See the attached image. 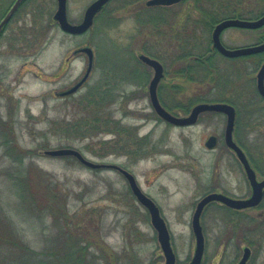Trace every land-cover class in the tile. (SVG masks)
Segmentation results:
<instances>
[{"label":"rangeland","instance_id":"rangeland-1","mask_svg":"<svg viewBox=\"0 0 264 264\" xmlns=\"http://www.w3.org/2000/svg\"><path fill=\"white\" fill-rule=\"evenodd\" d=\"M15 1L0 0V20ZM93 1L68 0L70 23L81 22ZM125 2L112 3L95 27L80 36L66 34L53 24L56 0H26L6 26L0 39V121L9 126L0 128V227L4 221L14 222L16 234L40 252L59 249L63 243L68 247L75 244L76 249L84 247L87 261L94 262L91 264L165 263L150 215L132 195L121 173L86 167L74 157L44 154L72 148L95 164L118 165L133 174L142 191L160 208L171 234L176 264H189L196 248L191 222L198 202L210 192L242 197L250 195L251 189L241 163L224 143L225 115L203 113L187 128L170 125L157 116L148 92L154 71L138 61L139 55H147L142 49L155 38L149 36L154 29L141 27L156 12L137 14L139 1L129 0L122 6ZM37 23L45 40L39 49L29 50L31 38L23 31ZM171 27L170 23L161 31H170ZM230 33L225 35L226 42ZM157 39L152 44L158 43L156 49L162 52L165 40ZM85 47L95 53L91 76L76 94L62 96L86 73L88 56L81 53ZM123 52L131 57H122ZM121 60L135 63L136 73L118 72L115 68ZM167 61L162 62L163 96L168 105L178 107L166 109L187 116L195 106L186 110L189 99L207 86L189 81L188 74H177L178 69ZM217 61L225 73L239 72L241 63L233 64L225 58ZM240 66L242 71H251L245 63ZM104 81L114 87L115 95L98 104H107L103 112L111 115L113 123L111 128L101 124L98 131L87 132L85 117L93 108L82 102L88 91ZM256 83L255 78V88ZM234 84L236 88L238 82ZM175 86L180 89L174 90ZM235 88L232 96L237 98ZM252 103L248 102L255 114L250 113L249 106H234L238 117L234 140L245 153L250 148L253 158H261L264 163V102ZM210 135L218 138L213 150L205 145ZM112 140L124 144L117 145L116 153L101 156V142ZM252 167L263 179L264 170ZM15 175L35 186L43 182L36 192L51 206L45 204L36 212L25 210L13 187L11 176ZM203 212L204 264H237L245 247L252 250L248 264H264V201L258 209L244 212L254 217V234L249 240H245L244 229L251 221L243 215L215 203ZM78 221L82 226L74 228Z\"/></svg>","mask_w":264,"mask_h":264},{"label":"trees","instance_id":"trees-1","mask_svg":"<svg viewBox=\"0 0 264 264\" xmlns=\"http://www.w3.org/2000/svg\"><path fill=\"white\" fill-rule=\"evenodd\" d=\"M146 20V24L141 28L150 27V29H154V31L149 32V36L154 35L155 38L153 40H150V46H145L142 49L144 53L152 58L160 60L164 64L168 62V58V60L170 61L169 64H171L173 68L176 67V69H178L177 74H188L189 81L197 82L198 84L205 83L204 85L207 86L205 87V91L199 90L197 94L189 99L186 110L190 109L196 104L205 102H226V104H231L236 108H239L241 103V105L246 108V106H249V101H252L253 103L261 101V98L260 96H258L257 90L255 88L253 78H242L241 76L236 77L235 72L233 71L231 73H225V71L220 70V64L217 60H221L224 58L220 57L219 54L213 53L210 44V30L208 26L204 27L202 31H197L190 26L188 28L183 26L181 29L179 28L177 30L170 29L169 31L168 29V31H161V28L170 27V17L166 10H157L156 13L152 16L149 15ZM38 25L39 23H37V26L32 24V27L30 29L23 31V34L28 35L32 40L28 41V46L26 45L29 50L39 49L40 44H42L41 41L45 40L44 36L40 35L41 31L39 30V28L41 29V26L39 25L38 27ZM140 30H142V32L146 31L145 29ZM145 36L148 37L146 33ZM158 37L159 41L165 40L164 43H166V45L164 46L165 48H163L164 50L162 52L160 51L161 49H156L158 43L152 44L154 40H158ZM34 39H37L35 45L33 42ZM147 43L149 44V42ZM121 56L131 57V54L123 52L121 53ZM122 57L121 59H125ZM117 62L118 63L115 69L118 72L131 75H134L136 73L137 68L135 66V63L133 64L123 60ZM240 65L243 66L244 64ZM240 65L238 68H236L239 71V74H243L242 67ZM110 72L114 73L115 70L110 69ZM235 82H238V84H236V88L234 84ZM174 88V90L180 89V87L177 86H175ZM234 88L236 89L237 98L232 96ZM157 91L159 93V101H161L164 107L169 110L178 107L176 105L173 106L172 104L168 105L166 103L163 96V88L161 85L159 87V90ZM113 92H115L114 87H112L106 81L87 92L88 94H86L85 100L82 102V105L84 104L88 107L93 108L92 111H90L91 113L87 114L88 117H85L84 125L87 124L86 127H89L86 129L87 132L98 131L99 128L102 127L101 124H104L105 126L111 128V124L113 123V120L110 117L111 115L103 112V110L106 109L107 104L100 105L98 103H100L103 99H108L109 97L113 98L115 95ZM254 99H256V101ZM239 111L240 109H238V112ZM249 111L251 114L257 113V111ZM246 114L248 117L249 112L247 111ZM5 125L9 126V124L0 121V128L6 127ZM73 127H76L78 129L81 126ZM115 128H118L117 124L115 125ZM2 144L8 146L7 143ZM118 144L124 143L119 140L115 142H113V140L111 142L102 141V151L104 152L99 153L101 154V156H106L113 152L116 153ZM245 151L254 168L258 170H264V163L261 161V158H253L254 156L251 155L250 148L245 149ZM20 164L22 165L23 163ZM12 165L14 166L13 163ZM12 173H15L13 169ZM11 180L13 183V187L15 188L14 190H16V195L19 201H21V204L24 206L25 210L27 209L31 210L32 212H36L38 211V209L45 208L46 205L51 206L52 203L46 202L44 196L36 192V190L39 191L38 187L43 185V182L38 186H35L33 185L32 181H29V179L20 178V175H15L14 177L11 176ZM250 221V227H252L253 229L254 220ZM69 224L71 225V227H73L72 222H69ZM75 224H77V226L74 228H78L79 225L82 226L80 221L76 222ZM248 227L249 226H247V228ZM16 229L17 228L15 223L9 220L6 222L4 221L3 225L0 227V264L94 263L87 261V250L84 247L76 249L75 244H73L75 248L73 247V245L68 247L67 244L63 243L59 249L55 248L51 250H45L44 252L36 251L32 249L28 245V243H25L24 239L19 234H16ZM81 230H79V232ZM253 234L254 233L252 231L251 234H248L249 236L245 240H249L250 238H252L251 236H253ZM245 235L247 234L245 233ZM71 241H73V239H71Z\"/></svg>","mask_w":264,"mask_h":264},{"label":"water","instance_id":"water-1","mask_svg":"<svg viewBox=\"0 0 264 264\" xmlns=\"http://www.w3.org/2000/svg\"><path fill=\"white\" fill-rule=\"evenodd\" d=\"M68 0H57V10L54 15V19L59 24L60 29L69 35L73 36H80L87 33L93 26V21L97 16L98 12L103 9V7L110 1V0H95L92 2L84 11V17L82 22L78 23H70L67 14V7H68ZM26 2V0H16L14 4L11 6L9 11L6 13V16L0 22V36H2L6 25L11 22L14 18L15 14L21 7V4ZM172 3L171 0H151L148 2V5H167ZM264 24V19L257 23H248V22H239V21H225L223 24L217 25L214 33H213V41L214 47L224 56L226 57H237L243 55H249L253 53H257L264 50V44L261 46L256 47H248V48H241L236 50H231L225 48L221 41H220V34L221 32L229 26H244V27H251L256 28ZM1 38V37H0ZM81 53H85L88 56V67L86 73H84V77L70 90L66 91L65 95H72L79 91L83 83H85L94 67V60L95 54L90 47H85L81 50ZM139 61L143 64L147 65L148 67L152 68L154 71V76L152 80H150L148 92L150 101L153 107V110L158 115L160 119L164 122L176 126V127H188L193 126L198 122V119L201 114L206 112H214L224 114L226 116V128H225V135L224 141L228 147V149L233 150L238 160L243 165V169L246 172L248 180L251 185L252 194L247 199H235L229 197L224 194L220 193H211L204 196L197 204L193 218H192V230L195 235L196 239V248L195 252L193 253L194 256L189 264H201L204 257L205 252V235L203 231V227L201 224V218L203 215V211H205L206 207L211 202H221L227 207L236 210H242L247 208H255L262 204L264 198V179L258 180L257 174L253 169L249 159L247 158L246 154L240 148V146L235 142L233 137V132L236 123V109L231 104L226 103H199L195 105L189 115L187 116H178L170 111H168L159 101L158 97V87L162 79H164V66L158 60L151 58L147 55L141 54L139 55ZM257 90L260 93V96L264 98V65L261 67L260 71L257 75ZM216 145V137L211 136L207 143L206 147L208 149H213ZM47 156L52 157H75L80 163L85 165L86 167L92 169H114L118 170L121 175H123L127 181L128 185L132 191V195H134L143 207L146 208L150 215L151 225H153L154 229L157 232L158 241L160 243L161 249L163 251V255L165 256V263L164 264H176L177 257L173 250L171 244V234L168 228V225L165 219L160 214V208L157 204L148 197L137 184V180L133 174L128 172L127 170L121 168L118 165L114 164H103V163H94L83 156L81 152L76 149L72 148H62V149H54V150H47L44 152ZM251 249L246 247L244 249L243 257L239 261L238 264H247L250 256H251Z\"/></svg>","mask_w":264,"mask_h":264},{"label":"flooded vegetation","instance_id":"flooded-vegetation-1","mask_svg":"<svg viewBox=\"0 0 264 264\" xmlns=\"http://www.w3.org/2000/svg\"><path fill=\"white\" fill-rule=\"evenodd\" d=\"M115 1L116 0H110L103 7V9L100 10V12H98L97 16L95 17V19L93 21L94 23H93V26L91 29H93L95 27L97 19H99V17L105 12V10H107L108 7L112 3H114ZM138 1H139L138 2V8H137V12H136L137 14H141L145 11L152 13V12H156L157 10H166L169 17H170V23L172 25L171 28L173 30L177 29L178 26L179 27L184 26L187 28L190 26V27L196 29L197 31H202L204 29V27L208 26L209 30H210V44H211V49L213 50V53L219 54L220 57L225 58V60L231 61L233 64L234 63H236V64L237 63H241V64L245 63V64L249 65V69H251V71L246 69V72H245V69H244V71L242 72L243 74H239L238 72H236L235 76L236 77L241 76L242 78H253V79L256 78V80H257L258 72L260 71L261 67L264 65V50L257 52V53L249 54V55H243V56H237V57H231V58L226 57V56L222 55L214 47L213 33H214L217 25H219L221 23L223 24V22H225V21H239V22H248V23H257V22L261 21L262 19H264V0H171L172 3L167 4V5H150V6L148 5V2L151 0H138ZM128 3H129V0H126V2L122 4V6L128 5ZM0 22H1V20H0ZM53 24H56L57 26H59L58 23L55 21L54 16H53ZM175 24H176V26L174 28ZM227 32H231V33L227 36V42H226L225 35ZM220 41L225 48L231 49V50L241 49L244 47L248 48V47L261 46L264 44V24H262L261 26L256 27V28L244 27V26L243 27L242 26L226 27L220 34ZM237 42H239V43H237ZM229 43H233V45L229 44ZM235 43H237V44H235ZM255 70L258 72H257L256 76L253 77L251 75H253V72H255ZM164 78H165V76H164ZM84 85H85V83H84ZM256 90H257V83H256ZM257 93H258V96H260V93L258 92V90H257ZM63 94H64V92L61 93L62 96H63ZM260 98H261V101L264 102V98L262 96H260ZM249 107H250L249 110L254 109L252 106H249ZM210 113H214V112H210ZM235 118H236V123H235L234 132H233V137L235 134L237 118H238L237 117V110H236V117ZM224 135H225V133H224ZM211 136H215V135H210L209 138ZM207 141H206V143H207ZM206 143H205V145H206ZM224 143H225V141H224ZM217 144H218V138L216 137V145L214 146L213 149H216ZM213 149H208V150H213ZM231 151L234 153V155L237 158L236 153L233 150H231ZM242 167H243V165H242ZM244 174H245V179L247 180V182L250 186V189H251V185H250V182L248 180V177L246 175L245 170H244ZM261 179L258 178V180H261ZM213 193H220V194H224V195H227V196L235 198V199H241L242 200V199H247L251 196L252 189H251L250 195H246V196H242V197L241 196H234L233 197L229 194H225L222 192H216V191ZM211 203L219 204L222 207H225L226 209H228V211H232L234 213L243 215L246 218L245 220H247V221L253 220L254 217H253V215L248 216V214H245L244 212H247V211L252 210V209H258L261 206L260 205V206L255 207V208H247V209H242V210H236V209L231 210V208L227 207L226 205H224L221 202L215 201V202H211ZM211 203L209 205H211ZM242 213H244V214H242ZM262 218H264V215L262 216ZM252 231H253V229L250 226L245 229V233L247 234L246 238L249 236L248 234L252 233ZM250 251H252V250H250ZM243 253H244V250H243ZM251 256H252V252H251ZM251 256H250L247 264L250 262ZM242 257H243V255H242ZM242 257L240 258V260L242 259ZM239 261H237V264L239 263ZM204 263L205 262H204V257H203V261L201 264H204Z\"/></svg>","mask_w":264,"mask_h":264}]
</instances>
